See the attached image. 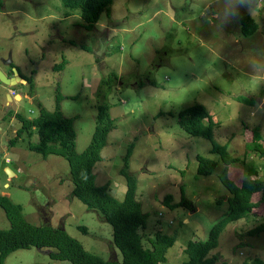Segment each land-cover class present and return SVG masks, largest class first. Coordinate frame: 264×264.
Returning <instances> with one entry per match:
<instances>
[{
  "label": "rangeland",
  "instance_id": "obj_1",
  "mask_svg": "<svg viewBox=\"0 0 264 264\" xmlns=\"http://www.w3.org/2000/svg\"><path fill=\"white\" fill-rule=\"evenodd\" d=\"M109 9L90 31L80 15L66 16L64 0H0V73L13 78L18 69L21 76L15 87L0 79V195L22 205L30 223L65 227L90 254L122 263L113 227L71 198L69 162L31 151L37 135H18V114L36 119L39 103L56 111L61 95L63 113L76 118L83 153L105 104L113 128L95 170L97 183L109 184L123 201L122 171L135 178L136 199L150 214L147 238L175 236L165 264H184L189 243L206 242L229 211L231 193L220 177L222 162L213 175H198V155L221 156L212 153L209 139L184 131L179 114L202 105L214 117L215 138L239 160L230 167L237 185L250 170L264 178V156L253 143L255 128L264 134V0H114ZM245 16L260 26L252 36L242 33ZM183 200L191 205L172 207ZM261 224L264 206L233 222L210 257L216 264L264 262V233L250 235ZM10 227L0 208V229ZM47 253L19 251L4 264H70Z\"/></svg>",
  "mask_w": 264,
  "mask_h": 264
},
{
  "label": "trees",
  "instance_id": "obj_2",
  "mask_svg": "<svg viewBox=\"0 0 264 264\" xmlns=\"http://www.w3.org/2000/svg\"><path fill=\"white\" fill-rule=\"evenodd\" d=\"M114 0H64L66 16L80 15L83 27L93 31L100 23L104 13H110ZM242 33L254 35L260 28L251 16L241 18ZM64 70L65 66L58 67ZM108 84L104 81V85ZM34 96V86L32 92ZM62 96L58 99V108L50 112L42 104L38 107L40 114L36 119H29L18 114L22 123L18 135L26 132L31 138L38 136L37 142H31L30 150L47 158L50 155L64 157L70 165L74 189L71 198L83 202L90 210L103 215V220L113 227V247L122 256V263L117 260L105 262L90 254L77 239L72 237L65 227L56 228L46 222L36 226L25 218L24 208L11 198L0 195V208L10 222L9 230L0 229V264L12 254L19 251L38 249L48 251L53 262L70 264H165L169 251L175 246L176 237L159 232L155 238H147V228L150 214L145 213L142 204L136 199L137 180L126 173L127 191L123 201L113 197L109 184L98 185L96 167L102 160V151L106 146L107 137L113 128L109 115V107L101 104L97 117V128L89 148L79 153L78 134L75 127L76 118H68L62 110ZM179 126L191 135L203 136L212 142V153H218L221 161L197 156V173L200 176H211L216 173L221 162L225 168L220 175L223 184L230 191L229 211L224 218L214 224L206 242H190L184 254L187 261L184 264H216L217 257L210 254L221 245V237L226 229L239 220L247 219L255 210L264 206V178H259L258 171L250 170L242 185L238 186L230 177V167L237 163L238 158L231 156L229 144H221L215 138L217 126L214 117L202 105H195L179 114ZM262 128H255L253 143L256 152L264 156V134ZM262 194V199L255 201V196ZM191 205L183 200L172 204L173 208ZM87 231V229H85ZM264 233V224L251 230V236ZM150 245L151 248H147ZM246 264H251L247 262ZM259 264H264L262 261Z\"/></svg>",
  "mask_w": 264,
  "mask_h": 264
},
{
  "label": "water",
  "instance_id": "obj_3",
  "mask_svg": "<svg viewBox=\"0 0 264 264\" xmlns=\"http://www.w3.org/2000/svg\"><path fill=\"white\" fill-rule=\"evenodd\" d=\"M9 64H13V61L11 60L9 62ZM0 79L2 82H4L5 84L15 87L17 86L20 81H21V76H20V72L18 69H15V76L13 78H8L5 74L0 73ZM25 83H27V81H25ZM20 98V97H19ZM10 99H13L12 96H10ZM7 173H10V176L12 174L16 175L14 171H12L11 169H6Z\"/></svg>",
  "mask_w": 264,
  "mask_h": 264
},
{
  "label": "crops",
  "instance_id": "obj_4",
  "mask_svg": "<svg viewBox=\"0 0 264 264\" xmlns=\"http://www.w3.org/2000/svg\"><path fill=\"white\" fill-rule=\"evenodd\" d=\"M19 97H21L22 98V96L21 95H18V96H16V98H19ZM231 169H232V167H231ZM242 185V183L241 184H239L238 186H241ZM48 255H49V252L47 253Z\"/></svg>",
  "mask_w": 264,
  "mask_h": 264
}]
</instances>
